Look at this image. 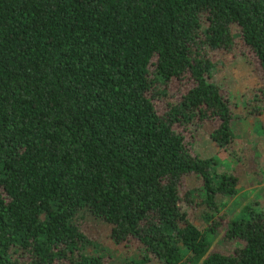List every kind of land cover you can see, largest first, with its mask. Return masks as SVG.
<instances>
[{
	"label": "trees",
	"instance_id": "1",
	"mask_svg": "<svg viewBox=\"0 0 264 264\" xmlns=\"http://www.w3.org/2000/svg\"><path fill=\"white\" fill-rule=\"evenodd\" d=\"M234 32L264 113V0H0V264H264V209L220 213L238 178L188 134L233 146L209 55Z\"/></svg>",
	"mask_w": 264,
	"mask_h": 264
},
{
	"label": "rangeland",
	"instance_id": "2",
	"mask_svg": "<svg viewBox=\"0 0 264 264\" xmlns=\"http://www.w3.org/2000/svg\"><path fill=\"white\" fill-rule=\"evenodd\" d=\"M234 33L235 45L232 48L216 49L209 55L213 65L209 78L217 83L224 96L235 104L232 120L233 146L228 149L219 147L209 136V125L198 127L192 124L189 125L188 131L197 154L200 157L214 158L211 177L227 173L238 178L236 194L218 197L224 204L220 213L224 212L229 219L239 216L246 205L264 209V113L259 110L261 94L256 90L261 85L259 69L252 54L236 40L238 34ZM197 183L194 177L188 179L190 185ZM204 210L202 207L188 209L190 220L201 230L207 229V222L202 216ZM223 234V226L221 233L208 232L211 250L229 252L234 244L221 243ZM109 249L112 258L107 264H117L122 256H128L132 250L128 248L127 253L118 246Z\"/></svg>",
	"mask_w": 264,
	"mask_h": 264
}]
</instances>
